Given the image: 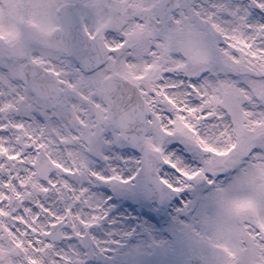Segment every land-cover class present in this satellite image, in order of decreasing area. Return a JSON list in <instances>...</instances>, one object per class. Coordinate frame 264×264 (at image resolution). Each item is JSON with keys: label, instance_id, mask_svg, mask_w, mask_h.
Returning a JSON list of instances; mask_svg holds the SVG:
<instances>
[{"label": "snow or ice", "instance_id": "1", "mask_svg": "<svg viewBox=\"0 0 264 264\" xmlns=\"http://www.w3.org/2000/svg\"><path fill=\"white\" fill-rule=\"evenodd\" d=\"M0 264H264V0H0Z\"/></svg>", "mask_w": 264, "mask_h": 264}]
</instances>
